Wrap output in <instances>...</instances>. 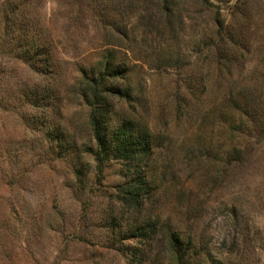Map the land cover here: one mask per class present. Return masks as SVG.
Listing matches in <instances>:
<instances>
[{
	"label": "rangeland",
	"instance_id": "374dc122",
	"mask_svg": "<svg viewBox=\"0 0 264 264\" xmlns=\"http://www.w3.org/2000/svg\"><path fill=\"white\" fill-rule=\"evenodd\" d=\"M0 264H264V0H0Z\"/></svg>",
	"mask_w": 264,
	"mask_h": 264
},
{
	"label": "trees",
	"instance_id": "16d2710c",
	"mask_svg": "<svg viewBox=\"0 0 264 264\" xmlns=\"http://www.w3.org/2000/svg\"><path fill=\"white\" fill-rule=\"evenodd\" d=\"M119 66L113 68L111 73H105L101 74L99 73L98 77L92 76V77H86L87 82L89 86L93 88V93H91L88 90H84V93L82 96L86 100L89 101V105L94 107V111L92 113V123L95 127V136L97 139V143L99 146V149L96 151L95 155L97 160L102 162L104 154H109L112 151H114V154L118 155L120 152L123 153V155L127 158H130L132 155H135L138 151V145H140L142 148H147L149 146V142L147 139H142L140 137H136L134 135L128 136L127 135V129H119L120 136L118 137L120 141L117 143H113L112 140L109 142L108 134L104 130L105 122L108 117V108L106 107V104L104 103V99L101 97V85L102 80L105 78H108L109 76H117L120 74ZM116 138V137H115ZM116 142V141H115Z\"/></svg>",
	"mask_w": 264,
	"mask_h": 264
}]
</instances>
